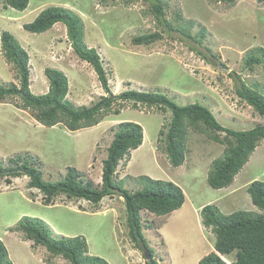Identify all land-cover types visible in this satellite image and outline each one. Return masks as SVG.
Returning <instances> with one entry per match:
<instances>
[{
	"label": "rangeland",
	"instance_id": "374dc122",
	"mask_svg": "<svg viewBox=\"0 0 264 264\" xmlns=\"http://www.w3.org/2000/svg\"><path fill=\"white\" fill-rule=\"evenodd\" d=\"M152 2L30 0L25 11H18L0 0V83L20 86L14 65L1 48L2 33L10 32L30 56V90L34 95L49 92L45 70L52 68L67 75L68 100L75 107L91 106L107 96L94 68L74 51L65 24L57 23L42 34L25 29L41 11L57 6L83 19L85 43L100 54L114 96L129 90L159 92L180 106L200 104L208 108L231 130L247 131L263 125L264 118L239 97L237 89L245 84L264 96V3L174 0L165 2L168 5L161 21ZM155 33L162 37L150 45L133 42L136 37ZM251 56L263 62L249 67ZM21 104L18 96L0 99V166L17 168L27 160L42 171L45 181L53 183L62 181L69 168H75L100 187L103 162L118 125L132 121L143 126V145L120 164L117 179L132 191L143 189L145 177L172 181L186 195L183 207L166 217L142 212L144 236L159 264H198L214 250L216 237L202 219L207 205L217 206L225 215L262 213L247 189L255 180L264 181V140L234 183L216 190L209 186L208 175L211 163L224 157L227 145L214 142L213 131L203 124L189 129L186 161L175 168L166 153L165 137L159 135L168 131L171 111L119 102L115 105L121 109L119 115L110 114L98 126L72 132L63 125L40 124ZM18 157L22 158L19 164L11 162ZM29 183L28 176L0 175V240L14 264H70L26 239L17 228L24 217L46 221L56 236L84 237L88 255L109 264H145L148 253L138 249L129 236L123 198L106 197L95 205L60 196L54 205L46 206L41 191L29 188ZM225 258L231 262L236 254Z\"/></svg>",
	"mask_w": 264,
	"mask_h": 264
},
{
	"label": "trees",
	"instance_id": "16d2710c",
	"mask_svg": "<svg viewBox=\"0 0 264 264\" xmlns=\"http://www.w3.org/2000/svg\"><path fill=\"white\" fill-rule=\"evenodd\" d=\"M152 2L154 14L162 21L165 16L164 7L174 0H146ZM233 5L236 0H217ZM264 3V0H257ZM5 6L18 11H25L30 0H3ZM57 23L67 27L69 40L77 56L89 63L96 71L107 96L91 106L75 107L69 100V80L67 75L59 70L47 68L50 86L46 95H34L30 90V56L10 33L1 35V48L6 60L14 65L20 86L12 84L4 86L0 83V99L6 100L20 97L21 108L30 110L35 119L42 125L54 127L63 125L72 132H78L98 126L110 114L119 115L121 109H116L119 102L141 103L148 107H157L162 111H171L172 118L168 131H161L165 137L166 153L170 164L181 167L186 161L189 129H197L204 125L213 131L211 139L219 144L227 145L224 157L214 160L208 175V184L216 190L230 187L236 176L249 162L250 157L264 140V124L247 131H235L222 126L208 108L200 104L180 106L166 95L159 92H140L129 90L120 96H114L109 84V77L104 68L97 49L89 48L85 43L84 22L75 12L52 6L40 12L37 18L25 29L34 34H42L51 30ZM160 34H150L136 37L135 45H150ZM263 61L257 56L247 59V65H260ZM237 89L239 97L248 103L264 118V96L245 84ZM221 133H225L222 138ZM144 128L132 121L121 122L115 131L113 141L108 147L107 158L103 162L102 183L95 187L86 180V174L75 168H69L65 178L58 182L43 179L42 171L25 160L21 166L4 169L0 166V175L13 177L28 176L29 188L39 189L43 194L46 206L54 205L55 199L66 196L68 199L87 200L95 205L104 198L119 196L124 199L127 213L129 236L138 249L147 252L145 264H159L144 236L142 212L147 211L157 217H166L181 209L186 202L182 188L172 181H164L145 177L141 184L143 189L132 191L123 186V180L117 179V170L122 162H127L133 151L138 150L144 142ZM22 158L12 159L19 164ZM38 163V162H37ZM8 185L11 184L9 180ZM252 203L262 212L253 213L236 211L225 215L215 205H207L202 209L203 225L211 229L216 237L214 250L205 255L198 264H264V181L255 180L247 189ZM17 228L24 233L26 239L33 241L35 246L47 249L51 256L62 257L70 264H109L106 260L89 256L86 239L82 236H56L52 227L44 220L34 217H24ZM236 254V259L229 262L225 257ZM0 264H14L3 241L0 240Z\"/></svg>",
	"mask_w": 264,
	"mask_h": 264
},
{
	"label": "water",
	"instance_id": "95a60500",
	"mask_svg": "<svg viewBox=\"0 0 264 264\" xmlns=\"http://www.w3.org/2000/svg\"><path fill=\"white\" fill-rule=\"evenodd\" d=\"M226 71H228V68H224ZM147 256V258H150V255L149 254H147L146 255Z\"/></svg>",
	"mask_w": 264,
	"mask_h": 264
},
{
	"label": "clouds",
	"instance_id": "9594fccd",
	"mask_svg": "<svg viewBox=\"0 0 264 264\" xmlns=\"http://www.w3.org/2000/svg\"><path fill=\"white\" fill-rule=\"evenodd\" d=\"M134 152V151H133Z\"/></svg>",
	"mask_w": 264,
	"mask_h": 264
}]
</instances>
